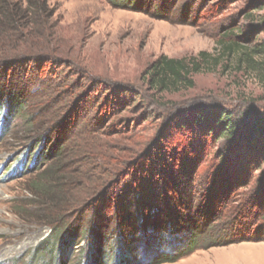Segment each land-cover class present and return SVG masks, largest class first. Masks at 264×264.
<instances>
[{
  "label": "rangeland",
  "instance_id": "obj_1",
  "mask_svg": "<svg viewBox=\"0 0 264 264\" xmlns=\"http://www.w3.org/2000/svg\"><path fill=\"white\" fill-rule=\"evenodd\" d=\"M48 1L57 9L53 50L62 59L53 68L48 63L42 70L27 74L28 112L33 111L35 118L30 122L25 115L16 117L0 136V264H55L61 253L57 247L60 234L52 233L43 221L54 217L60 208L57 202L38 206L31 191L37 170L45 168L44 164L36 166L34 156L49 142L54 146L57 139L66 156L62 158V173L75 179L78 187L93 188L95 181L119 162L150 168L152 161L158 160L165 175L173 172L176 176H187L194 169L192 161L199 165L193 174L195 210L213 215L208 232L217 233L210 242L219 245L198 243L193 253L174 263L157 258L156 247L145 242L146 236L151 238L155 233H145L141 226L143 241L138 252L127 251L128 238L115 242L123 229L120 216L137 213L141 200L150 199L147 191L152 197L158 192L150 182L136 189L130 179L135 170L129 176L123 170L125 180L109 190L101 202L89 205L90 201L81 209L69 197L65 200H72L67 205L76 210L66 214L70 228L92 227L94 220L95 226L105 227L103 231L111 237L107 243L111 258L104 264H264L263 158L248 164L247 152L230 149L225 153L232 146L225 141L217 144L194 119L197 110L207 105L239 109L254 102L264 106V82L258 73L246 72L240 62L245 50L251 52L264 42V0H169L177 5L163 20L148 11L118 9L109 0ZM232 43L230 50L225 49ZM201 51L218 57L221 64L199 75L193 89L167 95L148 88L145 72L159 57L183 58ZM94 81L103 82L110 92L119 87L135 94L142 90L143 98L115 117L110 111L101 113L102 121L87 115L89 111L71 113L69 105L85 95ZM80 82L76 99H68L66 92L62 97L42 93L53 87L58 94L61 87ZM96 98L94 93L88 95L80 106ZM41 130L44 132H38ZM62 159L46 168L60 165ZM209 192L212 195L207 198ZM135 193L141 194L137 203H133ZM146 217L138 214L140 225ZM80 246L74 257H65L66 264H93L91 257L98 256L95 240L81 238Z\"/></svg>",
  "mask_w": 264,
  "mask_h": 264
},
{
  "label": "trees",
  "instance_id": "obj_2",
  "mask_svg": "<svg viewBox=\"0 0 264 264\" xmlns=\"http://www.w3.org/2000/svg\"><path fill=\"white\" fill-rule=\"evenodd\" d=\"M109 2L118 9L148 11L152 17L160 20L168 19L169 10L177 5V2L172 5L169 0H109ZM57 25V9H54L48 0H0V124L2 125H0V136H4V130L10 127L16 117L25 115L28 118L26 120L30 122L35 118L33 111L32 113L28 112L30 94L26 90L24 80H27V74L31 71L42 70L48 63L52 64V68L57 63H61L62 56L53 50ZM233 46L234 43L229 44L225 49L230 50ZM240 62L245 64L246 72L258 73L259 79L264 82V42H261L251 52L245 50ZM220 64V59L207 51L183 58L161 56L146 70L144 81L151 91L175 95L193 89L199 75L211 71ZM101 85L103 82L90 83L88 92L69 105L71 113L80 114L81 111L84 113L89 111L87 115H94L97 118L96 121L98 119L102 121L101 113L110 111L109 113H113L112 116L115 117L117 113L138 105V99L143 98L142 90L139 94H135L132 89L119 87L110 92L111 88ZM81 86L82 82L70 83L66 87L63 86L64 88L61 87V93L55 94L53 87L42 93L48 92L54 97H62L66 92L70 94L68 99L73 97L76 99L79 95L75 93ZM93 93L98 95V98L93 102L86 104L84 102L85 105L80 106V103ZM61 103L59 101L60 105ZM194 119L197 127L208 130L210 138L215 139L217 144L220 141H225L232 146L227 147L224 150L225 153L230 152V149L236 152H247L248 164L252 160L253 163L258 162L260 158H263L264 163V106L254 105V102H247L239 109L207 105V107L197 110ZM97 123L92 126L95 128ZM96 133H100L99 130ZM56 142L54 146H50L51 142H49V145L43 148L40 154L34 156L36 166L44 164L45 168L42 171L37 170V182L35 181L33 190H31L38 199V206H48L57 202L60 208L54 217L43 219L51 228L52 233L60 234V242L57 247L59 248L58 252L61 251V253L58 254L55 264H66L65 257H74L76 247H81V238L95 240L94 252H97L98 256H90L93 259V264L108 263L111 254L107 243L111 237L108 232L103 231L102 227L104 226H95L94 220L93 226L85 228L86 230L84 227H81L80 230L78 227L73 229L67 225L66 214L76 211L73 208L75 205L82 209V206L90 201L89 205L103 201L109 190L118 187L117 184L119 185L125 180L126 174H123L125 169L127 176L135 170L130 173V179L136 189L147 182L146 185L151 183L154 187L153 191L158 190V192L154 193V197H152L144 186V190L147 191L146 197H150V199L146 198L147 202L141 200V204L137 206V213L127 212L120 216V221H122L120 226L123 229L118 232L120 236H115V242L121 237L128 238L130 241H127V251L138 252L141 250L143 241L139 227L145 229V233L151 230L155 235L151 238L146 236L145 242L156 247L157 258L165 263H174L181 257L193 253L197 249L198 243H209L208 247L219 245L218 242H210L212 236L217 234L208 232V227L213 223L211 222L213 215L203 211L198 213L195 210L196 194L193 174L198 171L199 165L194 161H192L194 169L190 171L191 175L189 173L187 176H185L186 174L176 176L173 172L165 175L163 172L165 167H160L158 160L152 161L153 167L151 165L150 168L148 165L143 168L142 165L135 167L136 164L133 166L127 161L119 162V166L110 168L109 173L104 174L103 179L96 180L93 188L89 185L86 188L84 184L78 187L74 186L75 179L62 173L64 169L62 164L66 156L63 153L64 146L58 144L60 140L57 139ZM60 159H62L60 165L46 168L49 163H56ZM143 165L145 167V164ZM155 165L158 167L156 168ZM92 177L94 178V176ZM239 179L241 180V178ZM128 188L130 186L125 190L128 191ZM210 189L212 188L210 187L208 190ZM224 190L226 192L224 195H227L228 190ZM217 193L221 194V192ZM210 194L211 192L207 194V198ZM68 197L74 200V206H69V202L72 200L65 201ZM134 198L135 202L133 203H137V199L139 202L141 194L135 193ZM209 208H211L210 204ZM105 210L107 209L105 208ZM138 214L143 219L144 214L147 216V221L142 225L138 220ZM83 230L87 234H84ZM223 236L227 237L228 235ZM218 237H216V241Z\"/></svg>",
  "mask_w": 264,
  "mask_h": 264
}]
</instances>
